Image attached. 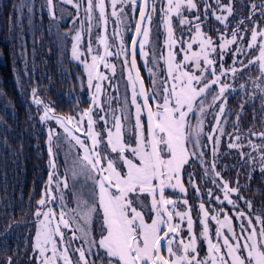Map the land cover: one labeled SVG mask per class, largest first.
Returning <instances> with one entry per match:
<instances>
[{"label":"snow or ice","instance_id":"1","mask_svg":"<svg viewBox=\"0 0 264 264\" xmlns=\"http://www.w3.org/2000/svg\"><path fill=\"white\" fill-rule=\"evenodd\" d=\"M25 7L31 23L33 5L21 0L14 10L22 20ZM42 7L57 42L70 38L72 59L86 73L80 86L91 97L88 108L77 101L71 114H59L38 87L31 89L39 121L54 122L45 142L50 171L29 220H15L7 206L0 212V264H264V213L243 194L253 179L264 184V131L241 124L245 105L255 118L257 99L264 113V0H45ZM65 12L71 27L61 33L57 16L63 20ZM113 57L127 71L123 99L111 83ZM102 81L117 93L104 104ZM236 97L242 102L233 111L228 103ZM229 115L236 117L231 131ZM0 129L11 131L3 118ZM225 136L227 149L240 156L232 167L246 169L244 186L239 171L229 180L217 170L229 154L220 151ZM197 166L203 175L188 171ZM205 178L214 185L207 199L197 183ZM29 226L28 238L19 237L25 247H11L9 238Z\"/></svg>","mask_w":264,"mask_h":264},{"label":"trees","instance_id":"2","mask_svg":"<svg viewBox=\"0 0 264 264\" xmlns=\"http://www.w3.org/2000/svg\"><path fill=\"white\" fill-rule=\"evenodd\" d=\"M26 2L34 6L35 15L31 23L28 20L27 7L23 9L22 20H20V12L14 10V6L19 5L21 0H0V92L4 94L0 96V118H3L11 129V131L0 129V212H3L7 206V211L17 221L29 220L32 216L36 202L41 199L44 192L50 171L45 143L49 124L39 121L37 108L31 102V89L38 87L41 98L45 102L51 101L59 114H71L76 108L77 101H81L79 107L88 108L89 103L84 101L90 102L91 97L87 87L82 89L80 86L82 81L78 78H82L86 85V74L83 67L71 59L69 40L66 44L57 42V28L50 20L47 8L42 7L45 5V0H26ZM68 11H71L70 7ZM155 22L158 23V17ZM207 23L210 26H219L212 19ZM59 25L62 30L69 26L68 23L61 22ZM159 32L164 33L162 26ZM209 34L216 38L215 32ZM21 42L25 45L24 49L21 48ZM160 42L163 46L164 40L160 39ZM22 51L25 53L23 56ZM138 59L140 61L139 56ZM141 70L148 83L146 69L141 67ZM252 75L255 77L256 74L252 73ZM119 86L124 89L121 94L123 98L126 84L121 81ZM249 90H251L250 86ZM241 97L230 98L228 107L238 111V105L242 102ZM103 98L105 99L106 95H103ZM6 102L11 104L8 108V113H14L11 117L4 111ZM254 104L255 118H253L252 106L245 105L241 124L245 128L255 125V131H264V124L261 123L264 120V113L259 110L260 100L257 99ZM30 115L32 119H29ZM235 119V115L228 116L226 130H232L231 121ZM228 139L227 136L222 138L220 151L229 154L221 156L217 168L224 178L229 180H235L239 171L241 173L239 183L244 186L249 183L243 175L246 169L232 167L240 161V156L235 150L227 149ZM59 163L63 164L62 158ZM188 171L203 175L202 168L198 166L188 168ZM256 175L258 176L259 173ZM205 181L207 178L204 181L197 180L201 185L202 195L207 188H211V182L205 183ZM185 186L188 188L189 196H192L193 190L187 183V177H185ZM250 188L251 190L243 194L252 201L254 211L259 209L264 213V184L258 179H253ZM203 198L205 199L204 195ZM190 200L193 204L199 201ZM66 203L69 208L75 207L71 196H67ZM56 208L58 214L59 206L56 205ZM29 231L30 226L29 230L21 228L16 236L9 238V245L15 247L19 244L24 248L25 243L19 237L23 236L27 239Z\"/></svg>","mask_w":264,"mask_h":264},{"label":"rangeland","instance_id":"3","mask_svg":"<svg viewBox=\"0 0 264 264\" xmlns=\"http://www.w3.org/2000/svg\"><path fill=\"white\" fill-rule=\"evenodd\" d=\"M210 19H212L213 20V22L214 23H216V24H218L215 20H214V18H210ZM59 22H61V23H68L69 24V26L67 27V28H64V30H62V28H61V26L59 27V31L62 33V32H66V31H68V29L71 27V24H70V22H69V18H68V16L67 15H65V18L63 19V20H61L60 19V17H57V23L59 24ZM159 31H161V27H160V29H159ZM131 33V32H130ZM130 33H128L127 35H126V37H125V39L127 40V38H128V36H129V34ZM153 33H154V36H153V39H155V33H156V29H155V31H153ZM160 39H163L164 40V35L161 33V32H159V37H158V44H159V46L162 48L163 46H162V44H161V42H160ZM69 40V51H70V57H71V59H72V56H71V40H70V38L68 39ZM87 43V37L85 36V44ZM196 48V45H194V49ZM102 49V48H101ZM73 60V59H72ZM74 62H76V63H78V64H80L82 67H83V64L82 63H80V62H78V61H75V60H73ZM109 62H111V63H115L116 64V73H115V77H113V79H112V81H111V83H113V84H115V85H118L119 86V83H121V81H124L125 82V84H127V71L123 68V65L120 63V61H118V60H116L114 57L113 58H109ZM140 62H141V64L143 63L142 61H141V59H140ZM83 69H84V67H83ZM100 71L102 72V73H104L105 75H108V76H112V73H111V71L109 70V69H105L102 65H101V67H100ZM84 72H85V70H84ZM86 74V73H85ZM146 75H148V73H147V70H146ZM108 83H109V81H102L101 82V85H102V93H101V95H100V103L101 104H104L105 103V101L107 100V99H109L111 96H114V95H117V93L115 92V90L114 89H112V88H108L107 87V85H108ZM123 90L124 89H122L120 86H119V99H123V98H121V94H122V92H123ZM126 91V90H125ZM125 91H124V93H125ZM127 94H128V96H129V100H130V96H131V89L130 88H128L127 89ZM103 95H106V98L104 99L103 98ZM113 106L115 107L116 106V104H115V101L113 102ZM80 108H82V107H80ZM133 112H134V109H133ZM134 122V121H133ZM49 124V126H54V122H49L48 123ZM98 128L100 127V125H98L97 126ZM59 130V129H58ZM60 131V130H59ZM257 143H259V141H256ZM245 151H248V149H244ZM217 170H218V168H217ZM219 171V170H218ZM211 188H213L214 187V185L211 183V186H210ZM205 193V192H204ZM181 194H179L178 192L175 194V196H173L172 198H177V197H179ZM204 197H205V199H207V196L206 195H204ZM200 201H197V204L199 203ZM189 204H191V205H197V204H193V202L190 200L189 201ZM58 205V204H57ZM207 206V205H206ZM54 207H56V205H54ZM58 212H59V210H58ZM193 216H194V218H195V216L197 215V212H196V210H193ZM235 223V222H234ZM254 223H255V221H254ZM197 232H199L200 231V229H199V227H197ZM70 235V234H69Z\"/></svg>","mask_w":264,"mask_h":264},{"label":"water","instance_id":"4","mask_svg":"<svg viewBox=\"0 0 264 264\" xmlns=\"http://www.w3.org/2000/svg\"><path fill=\"white\" fill-rule=\"evenodd\" d=\"M164 39H165V37H164ZM101 51H102V49H101ZM137 62H138V66H140L139 65V60H138V57H137ZM100 70V69H99ZM141 75L143 76V74H142V71H141ZM147 84V83H146ZM89 107V106H88ZM145 121H146V117H145Z\"/></svg>","mask_w":264,"mask_h":264},{"label":"flooded vegetation","instance_id":"5","mask_svg":"<svg viewBox=\"0 0 264 264\" xmlns=\"http://www.w3.org/2000/svg\"><path fill=\"white\" fill-rule=\"evenodd\" d=\"M174 24H175V20H174ZM142 71V70H141Z\"/></svg>","mask_w":264,"mask_h":264}]
</instances>
